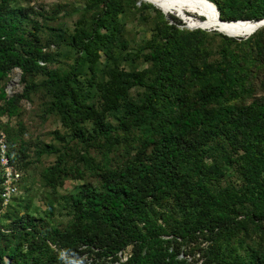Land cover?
I'll use <instances>...</instances> for the list:
<instances>
[{"label": "trees", "instance_id": "trees-1", "mask_svg": "<svg viewBox=\"0 0 264 264\" xmlns=\"http://www.w3.org/2000/svg\"><path fill=\"white\" fill-rule=\"evenodd\" d=\"M77 1L0 0V130L22 172L7 207L0 173V264H264V27L238 39L140 0ZM208 1L264 20V0ZM24 102L62 127L33 156L2 120ZM45 158L43 211L24 172Z\"/></svg>", "mask_w": 264, "mask_h": 264}, {"label": "rangeland", "instance_id": "rangeland-1", "mask_svg": "<svg viewBox=\"0 0 264 264\" xmlns=\"http://www.w3.org/2000/svg\"><path fill=\"white\" fill-rule=\"evenodd\" d=\"M20 2H22V0H20ZM62 3L66 5L67 9H69L72 5L75 7H80V8L84 6L82 2L77 1V0H32V2L30 3V6L34 7L37 11L41 9L50 10L54 6H58L59 4H62ZM167 13H174L175 16L178 15V17L181 18L186 23V25L189 23H194V21L197 22V21L205 20V18L191 11L187 6L179 5V4L169 5V11ZM75 21H76V17L66 18L63 20V25H64L63 27L68 28L69 29L68 31L72 32V30L74 29ZM262 27H264V25ZM135 30L140 32L139 34L140 39L146 36V35L143 36L144 30L141 27H137ZM206 30L214 31L213 29H206ZM20 78H21V71L19 69H15L10 74V77L7 79V81L3 84V87L8 97H11L15 94L22 92L23 86L20 83ZM261 95H263L262 92L258 91L257 97H261ZM23 108H24V115L21 118H13L9 120L7 117L3 116L2 120L5 123L9 122L10 125L15 129L18 128L20 120L22 121V123H24L23 127L25 128V131L23 132V135H24V138L29 140V142L31 143L30 152H31V155L33 156V151L35 147L37 146V143L38 142L50 143L54 139L53 132L56 130H60L62 127L56 118H50L42 122L38 117V109L35 104H32L30 102H24ZM52 161H53V158H45L41 162L33 164L32 168L29 169L27 173L24 172L25 173L24 174V177H25L24 184H26V186L34 185L33 188L37 190V194L33 197V203L35 206H38L43 211L46 210L45 204H44L45 200L43 198V195H41L42 189L41 187L38 186V184H41L40 173L46 166L52 163ZM14 164L17 165L15 161H14ZM79 184L80 182L68 180L66 181L64 187L60 190V192L64 195H67L69 191L72 192L76 190L75 188ZM56 217L60 218L59 215H56ZM60 219H63V218H60Z\"/></svg>", "mask_w": 264, "mask_h": 264}, {"label": "bare ground", "instance_id": "bare-ground-1", "mask_svg": "<svg viewBox=\"0 0 264 264\" xmlns=\"http://www.w3.org/2000/svg\"><path fill=\"white\" fill-rule=\"evenodd\" d=\"M165 12L169 11V5L179 4L187 6L191 11L205 18L203 21H197L187 24L190 28H206L219 30L225 34L234 37H247L255 32L256 24L254 22L220 24L217 20V14L214 5L204 0H148ZM180 14V13H179ZM197 15V16H198ZM185 16V15H184ZM201 20V19H200Z\"/></svg>", "mask_w": 264, "mask_h": 264}, {"label": "built area", "instance_id": "built-area-1", "mask_svg": "<svg viewBox=\"0 0 264 264\" xmlns=\"http://www.w3.org/2000/svg\"><path fill=\"white\" fill-rule=\"evenodd\" d=\"M0 171L2 176L1 197L5 201V204H7L19 193L22 173L17 165L14 164L7 136L3 130H0ZM124 254L122 252L119 254L122 261L126 260Z\"/></svg>", "mask_w": 264, "mask_h": 264}, {"label": "water", "instance_id": "water-1", "mask_svg": "<svg viewBox=\"0 0 264 264\" xmlns=\"http://www.w3.org/2000/svg\"><path fill=\"white\" fill-rule=\"evenodd\" d=\"M140 1H143V2H148V3H151V4H153V5H155L154 3H152V2H150V1H148V0H140ZM204 1H206L207 3H209V4H211V5H214L213 3H211V2H209L208 0H204ZM155 6H157V5H155ZM158 7V6H157ZM159 8V7H158ZM214 8H215V11H216V14H217V20H218V22L220 23V24H233V23H246V22H253V21H235V22H226V21H223V20H221L220 19V13H219V11H218V9H217V7L214 5ZM161 9V8H160ZM162 11H164L163 9H161ZM165 12V11H164ZM165 13H167V12H165ZM178 16V15H177ZM184 22V21H183ZM185 23V22H184ZM186 24V23H185ZM254 24H256V30H255V32L258 30V29H260L263 25H264V20H261V21H257V22H254ZM186 27L187 28H189V29H193V28H190L188 25H186ZM197 29H203V30H206V29H204V28H197ZM208 31H211V30H208ZM214 31H217V32H220V33H223V32H221V31H219V30H214ZM254 32V33H255ZM225 34V33H224ZM227 36H229V37H234V36H230V35H228V34H226ZM249 36H247V37H234V38H238V39H242V38H248Z\"/></svg>", "mask_w": 264, "mask_h": 264}, {"label": "clouds", "instance_id": "clouds-1", "mask_svg": "<svg viewBox=\"0 0 264 264\" xmlns=\"http://www.w3.org/2000/svg\"><path fill=\"white\" fill-rule=\"evenodd\" d=\"M12 159H13V158H12ZM13 161H14V159H13ZM0 173H1V171H0ZM21 173H22V172H21ZM21 181H22V179H21ZM20 185H21V182H20V184H19V193H18V195L20 194V188H21ZM16 196H17V195H16ZM14 197H15V196H14ZM14 197H13V198H14ZM13 198H12V199H13ZM8 204H9V203L5 204V201L3 200V206H4V207H7ZM124 253H125V254H124V257H126V260H127V258H128V253H127V252H124ZM126 260H125V261H126Z\"/></svg>", "mask_w": 264, "mask_h": 264}]
</instances>
